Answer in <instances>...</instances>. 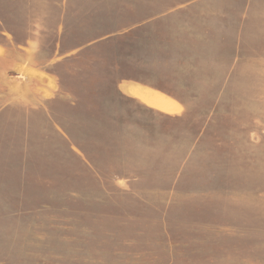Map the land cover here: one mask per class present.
Here are the masks:
<instances>
[{"label":"rangeland","instance_id":"1","mask_svg":"<svg viewBox=\"0 0 264 264\" xmlns=\"http://www.w3.org/2000/svg\"><path fill=\"white\" fill-rule=\"evenodd\" d=\"M188 1L0 0V264H264V3Z\"/></svg>","mask_w":264,"mask_h":264},{"label":"crops","instance_id":"2","mask_svg":"<svg viewBox=\"0 0 264 264\" xmlns=\"http://www.w3.org/2000/svg\"><path fill=\"white\" fill-rule=\"evenodd\" d=\"M239 1L240 0H190L186 4L181 6L180 13L184 16L189 15L190 13H195V25L197 27L195 35H199V29H202V34L204 35L207 44H212L216 40V35H220L221 33L229 31L231 26L234 27L235 34L239 36V40H241L242 36L253 25L256 2H260V4H262L264 3V0H243L241 11L238 10ZM220 4H228V10H224L223 12H221L220 9L222 7H220ZM262 5L264 7V4ZM263 7H261L262 12L259 14L262 20H264ZM195 8L196 12L193 11ZM219 49L220 45H216V50ZM236 63L237 56L234 57V64ZM133 87L135 86H131L128 88L127 95L128 93H133V96L131 95V97H136V99L140 100L148 107L155 108V106L150 105L147 101L143 100L141 96L143 92H155L153 89L145 88L147 91L143 90L140 93L139 91H135ZM130 89L133 92H129Z\"/></svg>","mask_w":264,"mask_h":264},{"label":"bare ground","instance_id":"3","mask_svg":"<svg viewBox=\"0 0 264 264\" xmlns=\"http://www.w3.org/2000/svg\"><path fill=\"white\" fill-rule=\"evenodd\" d=\"M162 101H164L163 99H162ZM170 103V102H169ZM171 104H173V103H171ZM166 104H163L162 106H161V108L162 109H165V110H170V109H172V108H170V109H168L166 106H165ZM174 105V104H173ZM175 106V105H174ZM176 107V106H175Z\"/></svg>","mask_w":264,"mask_h":264}]
</instances>
